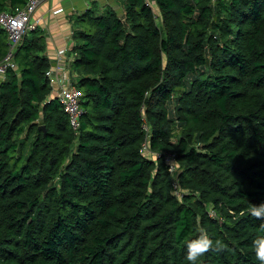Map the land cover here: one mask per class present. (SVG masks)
Returning <instances> with one entry per match:
<instances>
[{
	"label": "trees",
	"instance_id": "16d2710c",
	"mask_svg": "<svg viewBox=\"0 0 264 264\" xmlns=\"http://www.w3.org/2000/svg\"><path fill=\"white\" fill-rule=\"evenodd\" d=\"M27 1L0 0V13ZM124 2L123 16L74 19L75 131L37 28L12 53L17 69L0 80V264H187L201 230L220 244L198 264H259L264 223L249 206L264 203V0ZM7 52L0 28V61Z\"/></svg>",
	"mask_w": 264,
	"mask_h": 264
},
{
	"label": "built area",
	"instance_id": "2783aa9c",
	"mask_svg": "<svg viewBox=\"0 0 264 264\" xmlns=\"http://www.w3.org/2000/svg\"><path fill=\"white\" fill-rule=\"evenodd\" d=\"M43 0H28L22 7L15 8L11 12L0 13V27L4 29L8 40V52L5 58L0 61V78H3L8 69H15L12 60V53L19 43L22 36L37 27L39 19L34 18L33 14L36 8ZM63 52L58 53L56 65L53 69H48L45 76L49 81L54 95L62 104L64 111L67 113L72 130H76L79 126L81 110L79 106V98L81 96L79 90L69 78L68 70L65 69L62 62ZM146 127V126H145ZM144 127V128H145ZM143 153L147 155L148 149L146 144L142 147ZM164 162L168 165V171L171 173V186L174 194L180 196V189L177 182V164L173 155H166Z\"/></svg>",
	"mask_w": 264,
	"mask_h": 264
},
{
	"label": "crops",
	"instance_id": "0c3cea01",
	"mask_svg": "<svg viewBox=\"0 0 264 264\" xmlns=\"http://www.w3.org/2000/svg\"><path fill=\"white\" fill-rule=\"evenodd\" d=\"M125 0H43L34 11L33 17L39 19L38 34L43 37L44 55L49 61V68L56 65L58 53L63 52L62 64L72 76L76 73L71 66L73 60L72 32L75 17L85 10H104L110 8L117 15L123 16ZM151 4V1H149ZM156 9V8H155ZM153 9V10H155ZM48 68V69H49ZM2 78H0L1 80Z\"/></svg>",
	"mask_w": 264,
	"mask_h": 264
},
{
	"label": "clouds",
	"instance_id": "9594fccd",
	"mask_svg": "<svg viewBox=\"0 0 264 264\" xmlns=\"http://www.w3.org/2000/svg\"><path fill=\"white\" fill-rule=\"evenodd\" d=\"M15 64V63H14ZM249 214L264 223V203L249 206ZM220 241H213L206 230H201L199 235L189 240L185 245V260L187 264H198L199 259L213 246H219ZM254 255L259 264H264V234L252 242Z\"/></svg>",
	"mask_w": 264,
	"mask_h": 264
},
{
	"label": "rangeland",
	"instance_id": "374dc122",
	"mask_svg": "<svg viewBox=\"0 0 264 264\" xmlns=\"http://www.w3.org/2000/svg\"><path fill=\"white\" fill-rule=\"evenodd\" d=\"M153 9H155V6L153 7ZM102 12V10H97V9H94L93 10V14H100ZM81 14V13H80ZM1 28V27H0ZM4 30V29H3ZM5 32V31H4ZM5 34H6V32H5ZM7 36V35H6ZM21 40V39H20ZM7 43H8V40H7ZM14 62V61H13ZM17 69V65L15 64V70ZM76 76V75H75ZM75 76H73V78H72V81H73V79H74V77Z\"/></svg>",
	"mask_w": 264,
	"mask_h": 264
},
{
	"label": "water",
	"instance_id": "95a60500",
	"mask_svg": "<svg viewBox=\"0 0 264 264\" xmlns=\"http://www.w3.org/2000/svg\"><path fill=\"white\" fill-rule=\"evenodd\" d=\"M39 129L44 131V127L43 126H39Z\"/></svg>",
	"mask_w": 264,
	"mask_h": 264
}]
</instances>
